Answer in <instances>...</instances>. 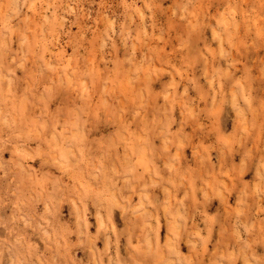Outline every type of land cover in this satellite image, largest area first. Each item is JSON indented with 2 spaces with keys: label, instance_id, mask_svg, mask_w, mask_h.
<instances>
[{
  "label": "rangeland",
  "instance_id": "374dc122",
  "mask_svg": "<svg viewBox=\"0 0 264 264\" xmlns=\"http://www.w3.org/2000/svg\"><path fill=\"white\" fill-rule=\"evenodd\" d=\"M0 264H264V0H0Z\"/></svg>",
  "mask_w": 264,
  "mask_h": 264
},
{
  "label": "bare ground",
  "instance_id": "6f19581e",
  "mask_svg": "<svg viewBox=\"0 0 264 264\" xmlns=\"http://www.w3.org/2000/svg\"><path fill=\"white\" fill-rule=\"evenodd\" d=\"M219 36H220V35H219ZM220 39H221V37H220ZM218 40H219V39H218ZM219 45H220V44H219ZM232 98H233V96H232ZM237 99H238V98H237V96H236V98L233 99V102H232V103H233L236 107L239 106V108H241V105H242V104H241V105H238V102H239V101H237ZM239 103H240V102H239ZM233 104H232V105H233ZM235 106H234V107H235ZM239 108H238V113L241 112V111H239ZM242 108H243V107H242ZM242 112H243V110H242ZM242 112L240 113V115L242 114ZM244 112H245V111H244ZM243 114H244V113H243ZM243 114H242V115H243ZM243 116H244V115H243ZM243 119H244V118H243ZM260 172H261V171H260ZM260 174L262 175V173H260ZM261 179H262V178H260V180H261ZM111 193H112V192H111ZM115 194H116V193H115ZM115 194H111L110 199H111V201L113 202L114 205H117V204L119 203V201H117V197L115 196ZM71 202H72V201H71ZM73 203H74V204H73V207L75 206V208L79 205V204L76 205L75 202H73ZM120 206H121V205H120ZM46 208H47L48 211H49V210H50V205H49V204H46ZM106 208H107V210H108V205L106 206ZM76 209H77V208H76ZM78 209H79V208H78ZM78 209H77V210H78ZM77 210H75V211H77ZM123 210H124V208H123ZM78 211H79V210H78ZM108 211H109V210H108ZM100 212H101V211H99V212L97 213L98 224L100 225V227L105 228V227H104L103 215H102ZM109 212H110V211H109ZM76 215H77V218H78L77 220H79V219H80L79 214L77 213ZM95 215H96V214H95ZM22 216H23V215H22ZM22 218H23V217H22ZM26 218H27V217H24V218H23V219L25 220V224H26V223H29V221H30L29 219H26ZM23 219H22V220H23ZM78 222H79V221H78ZM38 224H39V223H38ZM38 224H37V225H38ZM79 224H80V223H79ZM39 225H40V224H39ZM39 225H38L37 228H38V230L40 231V230L42 229L41 226H43V223H42L41 226H39ZM39 227H40L41 229H40ZM44 227H45V225L43 226V228H44ZM47 227H48V226L46 225V228H47ZM52 227H53V226H52ZM52 227H51V228L49 227V228H47V229H52V230L54 231V229H53ZM44 229H45V228H44ZM105 229H106V228H105ZM107 229H108V228H107ZM52 230H50L51 232L49 231L48 233H49V234H50V233L52 234V232H53ZM43 231H44V230H43ZM40 232H42V230H41ZM45 232H46V231H45ZM42 233H43L42 236H44L45 233H44V232H42ZM46 235H48V234L46 233ZM46 235H45V236H46ZM53 235H54V234H53ZM45 236H44V237H45ZM48 237L52 238L51 235H50V236L48 235ZM48 237H45V238H43V239H44V240H47V239H49ZM46 238H47V239H46ZM18 240H19V239H18ZM49 240H50V239H49ZM51 240H52V239H51ZM18 242H19V241H18ZM48 242H49V241L47 240V243H48ZM57 242H60V241L58 240ZM60 243H61V242H60ZM60 243H58V245H59ZM107 243H108V242H107ZM60 245H61V244H60Z\"/></svg>",
  "mask_w": 264,
  "mask_h": 264
}]
</instances>
